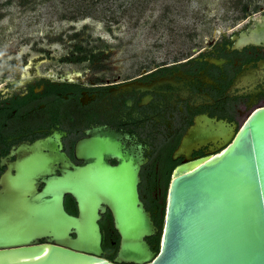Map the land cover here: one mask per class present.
<instances>
[{
    "label": "water",
    "instance_id": "obj_1",
    "mask_svg": "<svg viewBox=\"0 0 264 264\" xmlns=\"http://www.w3.org/2000/svg\"><path fill=\"white\" fill-rule=\"evenodd\" d=\"M88 133L76 146L77 164L48 147L49 138L11 150L15 159L0 178V253L43 246L48 253L0 264H64L60 257L115 264L99 257V221L107 210L119 235L116 263L264 264V107L238 130L197 121L183 136L175 154L188 155L208 140L220 144L177 167L157 250L146 239L159 229L139 197L140 152L114 132ZM65 195L75 200L76 215L65 209Z\"/></svg>",
    "mask_w": 264,
    "mask_h": 264
},
{
    "label": "flooded vegetation",
    "instance_id": "obj_2",
    "mask_svg": "<svg viewBox=\"0 0 264 264\" xmlns=\"http://www.w3.org/2000/svg\"><path fill=\"white\" fill-rule=\"evenodd\" d=\"M17 54L13 58H22ZM13 58L4 62L7 73L14 72L15 77L0 82V178L15 159L11 150L21 143L49 138L48 147L54 146L77 164L76 146L89 137L88 131L114 132L142 156L139 197L158 232L177 167L211 155L220 144L208 140L188 155L175 154L187 131L197 121L223 124L229 132L238 130L253 111L264 107V9L231 32L222 31L194 55L144 67L133 75L25 77L29 60L16 69L9 63ZM64 206L77 214L70 195H65ZM99 225L103 249L99 257L133 264L114 262L119 235L108 210Z\"/></svg>",
    "mask_w": 264,
    "mask_h": 264
},
{
    "label": "rangeland",
    "instance_id": "obj_3",
    "mask_svg": "<svg viewBox=\"0 0 264 264\" xmlns=\"http://www.w3.org/2000/svg\"><path fill=\"white\" fill-rule=\"evenodd\" d=\"M260 9L264 0H0V82L15 77L4 60L21 50L16 69L37 57L45 75H133L194 55Z\"/></svg>",
    "mask_w": 264,
    "mask_h": 264
},
{
    "label": "bare ground",
    "instance_id": "obj_4",
    "mask_svg": "<svg viewBox=\"0 0 264 264\" xmlns=\"http://www.w3.org/2000/svg\"><path fill=\"white\" fill-rule=\"evenodd\" d=\"M24 52L21 50L18 52L17 57H21ZM13 58L12 55L8 57L7 60H11ZM29 64L25 68L24 75L25 77H30V76H39L42 74L40 70V65L41 61L37 57H30L29 59ZM5 61V60H4ZM68 78L70 79H76L78 75H80L79 72H72L69 71L66 73ZM47 75L53 76L54 73L52 71L47 72ZM20 251L16 250H10V251H5L3 253H0V261H8V262H16V261H32V260H37L40 257H44L46 253H48V247H44L37 249L34 252H26V253H19ZM61 263L64 264H89L83 260L80 259H73L70 257H60Z\"/></svg>",
    "mask_w": 264,
    "mask_h": 264
},
{
    "label": "trees",
    "instance_id": "obj_5",
    "mask_svg": "<svg viewBox=\"0 0 264 264\" xmlns=\"http://www.w3.org/2000/svg\"><path fill=\"white\" fill-rule=\"evenodd\" d=\"M243 10L245 9V6L242 7ZM78 15H71L70 18L71 19H75L77 18ZM69 209L71 211H74L72 207H69ZM150 241H151V246L153 250H157L158 249V245H159V238H160V232H158L156 235H152L150 237H147Z\"/></svg>",
    "mask_w": 264,
    "mask_h": 264
}]
</instances>
